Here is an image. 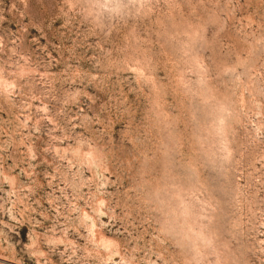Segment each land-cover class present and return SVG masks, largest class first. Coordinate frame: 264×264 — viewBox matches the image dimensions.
I'll list each match as a JSON object with an SVG mask.
<instances>
[{"label":"rangeland","instance_id":"rangeland-1","mask_svg":"<svg viewBox=\"0 0 264 264\" xmlns=\"http://www.w3.org/2000/svg\"><path fill=\"white\" fill-rule=\"evenodd\" d=\"M0 264H264V0H0Z\"/></svg>","mask_w":264,"mask_h":264}]
</instances>
